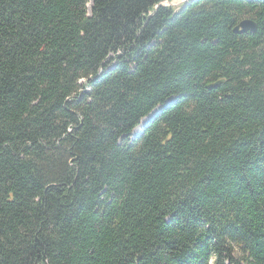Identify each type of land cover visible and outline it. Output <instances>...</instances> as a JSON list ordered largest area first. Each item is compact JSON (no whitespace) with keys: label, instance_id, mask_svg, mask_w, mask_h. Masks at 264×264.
<instances>
[{"label":"trees","instance_id":"16d2710c","mask_svg":"<svg viewBox=\"0 0 264 264\" xmlns=\"http://www.w3.org/2000/svg\"><path fill=\"white\" fill-rule=\"evenodd\" d=\"M162 1L0 0V264H264V0Z\"/></svg>","mask_w":264,"mask_h":264},{"label":"water","instance_id":"95a60500","mask_svg":"<svg viewBox=\"0 0 264 264\" xmlns=\"http://www.w3.org/2000/svg\"><path fill=\"white\" fill-rule=\"evenodd\" d=\"M193 0H163L159 5L156 6V8L158 7H166V8H172L174 9L175 13H180L183 11V9ZM92 1H90V5H91ZM256 24L254 21L250 20V19H245L242 20L235 28H234V33H254L256 31ZM224 82V80H219L213 84L208 85V89H213L216 87H219L222 83ZM176 101V98L173 99H169L166 104L164 106L158 107L156 109H154L145 119H148L149 117L152 116V114L155 111H161L162 109H166L168 108L171 104H173ZM156 116H153L148 124L150 122H152V120L155 118ZM148 126V125H147ZM146 126V127H147ZM140 136V135H139ZM139 136H136L135 138H138ZM132 138V139H135Z\"/></svg>","mask_w":264,"mask_h":264},{"label":"bare ground","instance_id":"6f19581e","mask_svg":"<svg viewBox=\"0 0 264 264\" xmlns=\"http://www.w3.org/2000/svg\"><path fill=\"white\" fill-rule=\"evenodd\" d=\"M148 121V120H147ZM147 121L142 120L140 123V126L134 131L133 136H136L139 134V132L142 130V128L145 126V124L147 123Z\"/></svg>","mask_w":264,"mask_h":264},{"label":"rangeland","instance_id":"374dc122","mask_svg":"<svg viewBox=\"0 0 264 264\" xmlns=\"http://www.w3.org/2000/svg\"><path fill=\"white\" fill-rule=\"evenodd\" d=\"M157 113H158V111H157ZM145 121H147V119H144ZM148 124V123H147ZM145 127V126H144Z\"/></svg>","mask_w":264,"mask_h":264}]
</instances>
